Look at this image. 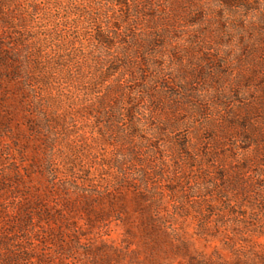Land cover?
<instances>
[{
	"label": "rangeland",
	"instance_id": "obj_1",
	"mask_svg": "<svg viewBox=\"0 0 264 264\" xmlns=\"http://www.w3.org/2000/svg\"><path fill=\"white\" fill-rule=\"evenodd\" d=\"M154 1L139 23L161 31V113L180 116L115 190L97 125L102 150L75 159L87 186L50 176L0 57V264H264V0Z\"/></svg>",
	"mask_w": 264,
	"mask_h": 264
},
{
	"label": "trees",
	"instance_id": "obj_2",
	"mask_svg": "<svg viewBox=\"0 0 264 264\" xmlns=\"http://www.w3.org/2000/svg\"><path fill=\"white\" fill-rule=\"evenodd\" d=\"M155 4L0 0V57L12 64L48 173L54 180L62 176L65 186H87L89 178L76 169V154L100 153L97 126L110 146L103 150L120 163L116 172H107V191L139 177L135 154L149 142L147 137L159 138L160 127L180 116L161 113L166 97L157 87L156 69L162 63L151 51L161 31H146L139 23L146 7L153 10Z\"/></svg>",
	"mask_w": 264,
	"mask_h": 264
}]
</instances>
